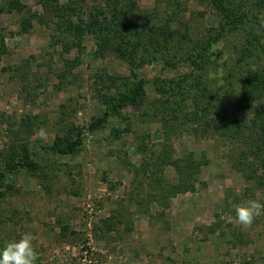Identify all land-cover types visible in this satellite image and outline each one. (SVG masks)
<instances>
[{
	"label": "rangeland",
	"instance_id": "374dc122",
	"mask_svg": "<svg viewBox=\"0 0 264 264\" xmlns=\"http://www.w3.org/2000/svg\"><path fill=\"white\" fill-rule=\"evenodd\" d=\"M19 1L26 6L23 12L0 0V169L11 158L14 167L24 148L36 152L37 169L17 167L8 173L0 199V246L30 232L37 264H263L264 211L247 225L235 218V207L248 200L264 205L262 170L253 172L260 162L250 156L252 168L246 171L251 170L253 180L245 179L235 162L239 150L232 147L241 142H225L221 129V106L227 123L237 118L250 125L258 113L256 102L244 99L241 81L234 77L228 87L222 78L231 72L215 68L220 53L231 47L215 50L214 68L205 77L208 90L184 105H198L200 111L205 107L201 121L181 125L184 119L174 121L164 108L157 112L159 96L148 82L145 102L122 112L131 132H124L126 120L113 118L105 129L88 131L74 156L52 154L43 147L57 135L72 124L89 125L103 116L102 95L116 92L108 77L124 78L129 72L113 56L96 57L89 33L69 52L61 43L77 42L75 34L65 32L70 21L87 22L96 10L110 15L113 0H46L47 8L42 0ZM132 1V21L156 23L164 1L128 4ZM195 6L192 13L201 12L195 14L198 19L190 18L195 31L216 24L213 13ZM55 9L66 11L68 20L48 16ZM29 15L45 16V22H34L23 32ZM140 73L147 81L179 76L157 63ZM259 100L264 106V93ZM167 125L176 129L170 139L164 133ZM112 127L121 129L122 140L110 136ZM144 136L149 153L142 154ZM165 145L173 159L192 154L195 170L189 184H183L187 178L172 163L157 171L141 170L142 156Z\"/></svg>",
	"mask_w": 264,
	"mask_h": 264
},
{
	"label": "trees",
	"instance_id": "16d2710c",
	"mask_svg": "<svg viewBox=\"0 0 264 264\" xmlns=\"http://www.w3.org/2000/svg\"><path fill=\"white\" fill-rule=\"evenodd\" d=\"M9 1L20 12L26 8L19 0ZM45 1L42 0V3L47 8L48 4ZM106 1L108 4L111 3V0ZM125 1L122 5L121 0H113L110 15H105L103 10H96L95 13L89 14L87 22L79 19L78 22L72 20L68 23L65 32L75 34L77 42L70 44L61 41L65 51L69 52L74 45L80 46V38L89 33L95 39L94 55L105 57L108 54L121 60L129 73L124 78L108 77L116 92L115 95L113 93L102 95L104 114L101 118L89 125L72 124L65 134L57 135L51 145L43 148L52 154L74 156L80 152L88 131L105 129L113 118L126 120L127 127L124 132H131V123L122 112L128 107L139 106L145 102L148 98L146 89L148 82H151L154 93L159 96L158 104L154 105L157 112H161V108H164L167 110L165 115L172 114L174 121L184 119L181 125L185 122L195 124L201 121L204 118L202 114L206 111L205 107L200 111L196 109L198 105L194 109L184 105L188 99L195 103L199 100V96L200 99L204 97L209 88L205 77L208 78L207 73L214 68L215 50L228 45L231 47L230 51L220 53L222 56L217 59L215 68L218 72H231L230 76L222 78V82H227L228 87L231 86L234 77L241 81L244 99L250 104L256 102L255 109L258 113L257 118H254L250 125L245 124V119L239 121L236 120L237 118L227 123L223 118L226 107L221 106L222 135L227 137L224 139L225 142L231 144L241 142L239 143L241 145L236 147L232 144V147L236 148V151L239 150L235 162L237 170L245 179L253 180L251 170L250 173L246 171L252 168V163L248 161L250 156L260 162L259 168L254 169L253 172L262 170L259 183L264 189V106L259 100L264 93V68H260V64H257L264 54V0H158L164 1L162 13H156L154 17L156 23L145 24L132 21V11L135 10L136 3L132 1L128 4L130 0ZM195 4L208 13H213L216 16V24L203 26L195 31L191 19L195 17L198 19L195 14H201L197 9L195 14L192 13L191 8ZM65 13L64 10L55 9L48 13V16L56 14L59 18L68 20ZM44 19L45 16L25 17L23 32H29L34 22L42 24L45 22ZM152 20L148 19L149 22ZM62 34L64 35V31ZM154 63L162 64L163 68L175 71L179 76L171 78L156 76L152 81H147L140 71ZM184 69L187 70L180 71ZM194 92L199 93L196 95ZM156 110L153 113L156 114ZM162 119L166 120L165 117ZM167 127L164 133L167 139H170V135L175 134L176 129L171 125ZM110 136L114 141H120L123 139V132L121 133L119 127H112ZM144 138L145 136L140 141L142 149L139 150L141 153L143 151L149 153ZM167 147L165 145L151 156L147 155L148 153L144 154L141 170L149 172L154 168L157 171L163 164L172 163L181 169L182 178L183 176L184 179L187 178L183 184H189L195 170L192 165V154L184 156L182 161L173 159L172 150H168ZM34 156H37L36 152L24 148L17 153L14 167L11 158L6 162V169H0V199L3 197L2 188L6 184L9 172L14 173L17 167L36 171Z\"/></svg>",
	"mask_w": 264,
	"mask_h": 264
},
{
	"label": "clouds",
	"instance_id": "9594fccd",
	"mask_svg": "<svg viewBox=\"0 0 264 264\" xmlns=\"http://www.w3.org/2000/svg\"><path fill=\"white\" fill-rule=\"evenodd\" d=\"M262 211L264 205L248 200L235 207V218L240 224L247 225ZM32 241V234L25 232L19 239L4 243L0 246V264H37V252Z\"/></svg>",
	"mask_w": 264,
	"mask_h": 264
}]
</instances>
